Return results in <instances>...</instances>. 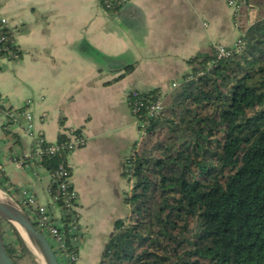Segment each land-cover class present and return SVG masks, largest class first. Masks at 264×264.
<instances>
[{"label":"crops","instance_id":"obj_1","mask_svg":"<svg viewBox=\"0 0 264 264\" xmlns=\"http://www.w3.org/2000/svg\"><path fill=\"white\" fill-rule=\"evenodd\" d=\"M227 1L131 0L107 11L99 0H0L21 53L0 59V96L14 109L30 102L47 143L76 130L86 141L68 158L86 229L78 264H98L114 222L129 213L124 172L141 138L129 95L166 94L202 49L234 48L239 31ZM4 122L0 112V165L12 197L19 202L26 190L59 217L48 172L14 161L32 152L26 120L6 130Z\"/></svg>","mask_w":264,"mask_h":264},{"label":"trees","instance_id":"obj_2","mask_svg":"<svg viewBox=\"0 0 264 264\" xmlns=\"http://www.w3.org/2000/svg\"><path fill=\"white\" fill-rule=\"evenodd\" d=\"M253 3L257 19L241 27L238 52L218 59L213 47L202 49L159 114L143 110L144 132L124 172L129 213L114 222L98 264H264V0ZM160 93L130 94L129 107ZM71 135L81 132L55 143ZM49 144L39 164L63 205L57 173L68 160L65 150L49 153ZM0 189L12 196L2 172ZM8 225L5 249L18 264L32 254Z\"/></svg>","mask_w":264,"mask_h":264},{"label":"built area","instance_id":"obj_3","mask_svg":"<svg viewBox=\"0 0 264 264\" xmlns=\"http://www.w3.org/2000/svg\"><path fill=\"white\" fill-rule=\"evenodd\" d=\"M104 10L117 11L131 2V0H99ZM228 6L234 14L235 26L239 31V37L234 48H227L221 44L213 45L217 53V58L222 59L230 56L234 51H239L242 47V37L244 35L241 27L252 26L258 15L257 7L253 0H228ZM10 46H16L15 33L9 27L7 19L0 17V50L5 52L4 58L12 60L17 59L18 54L14 53ZM177 86L176 83L172 88ZM134 96L138 92L131 93ZM163 93L151 98L145 102L130 103V109L136 119V123L140 129L141 135L144 132L145 123L142 117L145 110L146 117H152L159 114L163 107ZM30 102L22 109L10 108L6 99L0 96V112L5 117L4 129H10L18 124L21 118L26 120V126L23 128L24 134L32 141V152L28 158H14V161L20 166H30L32 164L41 166L39 161L43 154V144L47 143L41 134L35 132L33 124V114L28 109ZM86 141L83 136L71 135L69 142L59 145L58 143H50L48 147L49 153L65 150L66 160L70 154L78 148L84 147ZM48 144V143H47ZM42 167V166H41ZM2 167L0 165V172ZM70 166L63 163L60 171L57 173L58 178H63L60 188L62 190L63 205L59 204V197L51 196L54 208L60 212L59 217L54 215L48 208L38 204L34 195L24 190L22 199L19 201L22 208L34 224L37 231L42 233L48 240L59 264H78L79 249L84 242L86 229L80 224V215L78 210V196L74 188L71 186Z\"/></svg>","mask_w":264,"mask_h":264},{"label":"water","instance_id":"obj_4","mask_svg":"<svg viewBox=\"0 0 264 264\" xmlns=\"http://www.w3.org/2000/svg\"><path fill=\"white\" fill-rule=\"evenodd\" d=\"M0 193L3 195L4 198H8L10 200L9 203L0 202V220L5 221L14 226L18 230L20 236L22 237L26 245L27 242L23 238L21 231L27 236L28 240L39 251L43 260V264H59L48 240L44 237L42 233L37 231L22 206L4 190L0 189ZM0 264H14V262L11 260V258L6 252L4 239L1 231Z\"/></svg>","mask_w":264,"mask_h":264},{"label":"rangeland","instance_id":"obj_5","mask_svg":"<svg viewBox=\"0 0 264 264\" xmlns=\"http://www.w3.org/2000/svg\"><path fill=\"white\" fill-rule=\"evenodd\" d=\"M9 223L2 221L0 222V231L5 235L6 238L10 239L11 230ZM7 240V239H6ZM31 252V251H30ZM32 256H24L18 261V264H42L41 261L31 252Z\"/></svg>","mask_w":264,"mask_h":264},{"label":"bare ground","instance_id":"obj_6","mask_svg":"<svg viewBox=\"0 0 264 264\" xmlns=\"http://www.w3.org/2000/svg\"><path fill=\"white\" fill-rule=\"evenodd\" d=\"M0 202H10V200L8 198H4L3 195L0 193ZM21 234L23 236V238L26 240L27 245L30 249V251L41 261V263L43 264V260L41 258V255L39 253V251L32 245V243L28 240L27 236L21 231Z\"/></svg>","mask_w":264,"mask_h":264}]
</instances>
